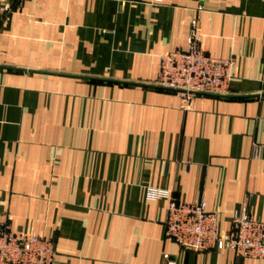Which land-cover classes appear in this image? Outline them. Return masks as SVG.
Segmentation results:
<instances>
[{
	"label": "crops",
	"instance_id": "crops-1",
	"mask_svg": "<svg viewBox=\"0 0 264 264\" xmlns=\"http://www.w3.org/2000/svg\"><path fill=\"white\" fill-rule=\"evenodd\" d=\"M195 17L235 63L229 95L186 110L155 82ZM150 188L206 200L220 234L247 195L264 221V0H24L0 18V221L52 239L55 264H264L181 247Z\"/></svg>",
	"mask_w": 264,
	"mask_h": 264
},
{
	"label": "built area",
	"instance_id": "built-area-1",
	"mask_svg": "<svg viewBox=\"0 0 264 264\" xmlns=\"http://www.w3.org/2000/svg\"><path fill=\"white\" fill-rule=\"evenodd\" d=\"M0 0V18L5 19L22 5ZM203 5L198 6L202 10ZM203 33L198 17L192 20L186 49L168 51L161 55L155 86L176 93L183 108L192 109L197 95L227 96L233 77L234 58L210 55L202 46ZM259 147L254 146L255 155ZM151 199L169 201L165 223L166 236L181 247L194 252L231 248L237 258H264V221L255 219L248 211L250 195L236 210L228 233L218 232L217 212L208 209L207 201H179L171 191L150 188ZM54 241L36 232H14L12 223L0 221V264H55ZM163 264H176L169 253L163 254Z\"/></svg>",
	"mask_w": 264,
	"mask_h": 264
}]
</instances>
